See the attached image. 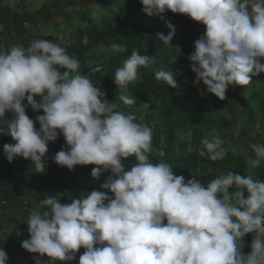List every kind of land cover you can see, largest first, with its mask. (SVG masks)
I'll return each instance as SVG.
<instances>
[{
  "label": "clouds",
  "instance_id": "9594fccd",
  "mask_svg": "<svg viewBox=\"0 0 264 264\" xmlns=\"http://www.w3.org/2000/svg\"><path fill=\"white\" fill-rule=\"evenodd\" d=\"M141 3L149 16L163 18L171 10L206 26L189 60L194 83L202 81L208 93L224 100L230 85L246 86L264 73V0ZM167 27L168 36L157 34L166 46L176 31L170 21ZM112 48L126 51L121 45ZM155 62V57L131 52L115 71L120 91L139 78L142 66ZM80 67L64 47L48 40L0 49V134L15 141L4 145L8 161L30 159L36 172L44 173L48 143L62 133L68 148L53 157L55 163L69 170L96 165L94 178L112 173L101 185L106 191L93 190L71 203L47 195L42 201L46 210L32 211L27 220L30 239L22 247L47 255L51 264L74 261L81 248L85 252L79 264H264V181L229 171L206 185L195 178L186 182L170 164L152 163V127L118 110ZM155 76L177 87L171 70L161 68ZM25 99L34 111L44 113L36 117L39 130L27 115ZM119 99L125 105L136 102L125 95ZM6 113L13 118L7 119ZM201 144L207 150L201 156L212 161L226 157L221 139L205 137ZM250 147L255 158L242 154L250 166L259 167L264 144ZM129 157L137 161L130 170L122 163ZM247 234L254 237L251 252L244 254ZM7 262L0 248V264ZM35 264L42 261L37 258Z\"/></svg>",
  "mask_w": 264,
  "mask_h": 264
},
{
  "label": "trees",
  "instance_id": "16d2710c",
  "mask_svg": "<svg viewBox=\"0 0 264 264\" xmlns=\"http://www.w3.org/2000/svg\"><path fill=\"white\" fill-rule=\"evenodd\" d=\"M62 2L63 8L58 0H54L33 11L28 0H21L13 6L8 5V0H0V49L8 50L16 44L27 48L34 38H42L39 29L42 26L51 31L47 35L50 42L64 47L69 55L79 60L81 74H88L93 85L106 94L109 102H115L118 110L130 112L152 127V152L149 154L152 163L163 161L170 164L173 172L183 176L186 182L195 178L206 185L229 171L264 181V161L259 167H252L242 154L246 152L255 158L250 145L264 144V73L252 77L246 86L230 85L225 99L221 100L208 93L202 81L194 83L196 74L190 67L193 62L189 56L195 51V41L206 31L202 23L171 10L161 14L163 18L149 16L142 11L141 0ZM63 13L67 18L55 23L56 16ZM169 21L176 31L166 46L157 34H170ZM62 24L70 31L66 41H59L57 35ZM113 45H121L126 51H116ZM133 51L155 57L156 62L142 66L138 71L139 78L120 91L114 80L115 71L123 66ZM161 68L174 73L177 87L156 79L155 74ZM120 95L135 97L136 102L125 105L119 99ZM35 99L41 102V97ZM24 104L27 115L39 130L36 117L43 115V111H34L26 99ZM5 116L13 118L12 113ZM237 128L239 135L236 134ZM205 137L223 141L222 146L227 150L223 160L212 161L207 155H200L202 150L207 152L201 144ZM13 143L10 135L0 134V248L8 252L7 264H34L39 253H33L30 258L25 251L20 252L25 250L22 242L30 239L27 220L31 212L46 210L42 201L47 195H54L66 204L93 190L106 191L101 185L112 173L109 170L94 178L91 173L96 165H77L69 170L55 163L53 157L68 148L62 133L55 142L48 143V152L43 158L44 173H37L30 159L16 157L9 162L4 145ZM161 151L164 152L162 157L159 155ZM122 163L130 170L137 161L135 157H129ZM7 224L17 225L18 231L7 233ZM248 236L244 237V254L251 252V234ZM84 252L85 249L81 248L74 261L57 260L55 264H79Z\"/></svg>",
  "mask_w": 264,
  "mask_h": 264
},
{
  "label": "rangeland",
  "instance_id": "374dc122",
  "mask_svg": "<svg viewBox=\"0 0 264 264\" xmlns=\"http://www.w3.org/2000/svg\"><path fill=\"white\" fill-rule=\"evenodd\" d=\"M20 1L21 0H8V5H10V6L11 5L12 6L13 5H17ZM53 1L54 0H28V3L31 4L30 8L34 11V10L40 9L45 3H50V2H53ZM58 1L61 4V8H63V2H62L63 0H58ZM55 9H57V8H55ZM67 9L70 10L71 7H68ZM59 11H62V9L59 10ZM110 16H112V13L111 12H110ZM66 18H67V14H65V13H63L62 15H57L56 18H55V23H60L61 21H63ZM39 29L41 30V33H43L42 35H44V36H47V35H49L51 33L50 30H47V29H45L42 26H39ZM36 30H38V29L36 28ZM57 35H58L59 41H66L69 38L70 31L66 27H64L63 24H62V26L60 27V29L57 31ZM16 45L22 46L21 44H16ZM18 229H19L18 226L15 225V224H7L5 226V230L9 234H13V233L17 232ZM253 237H254V234H251V237H250L251 238V242L253 240ZM245 238H249L248 234L245 236ZM24 251H25V253H27V255L30 258H32L34 256L33 253H30L27 250H20V252L22 254H23ZM6 253H8V252L6 251ZM7 256L9 257L8 254H7ZM37 258L42 261V264H51L50 258L47 257V255H44L43 257H41L40 254H38L37 257H36V259ZM35 260H34V264H35Z\"/></svg>",
  "mask_w": 264,
  "mask_h": 264
},
{
  "label": "built area",
  "instance_id": "2783aa9c",
  "mask_svg": "<svg viewBox=\"0 0 264 264\" xmlns=\"http://www.w3.org/2000/svg\"><path fill=\"white\" fill-rule=\"evenodd\" d=\"M39 39L48 40L47 36H44V35H42V38H39ZM39 39L34 38V40H39ZM48 41H49V40H48ZM9 264H13V263L11 262V263H9Z\"/></svg>",
  "mask_w": 264,
  "mask_h": 264
}]
</instances>
